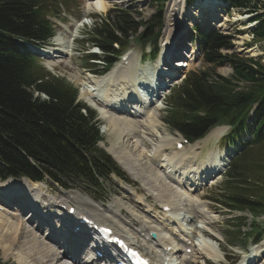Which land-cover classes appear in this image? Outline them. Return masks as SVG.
<instances>
[{
	"label": "trees",
	"instance_id": "1",
	"mask_svg": "<svg viewBox=\"0 0 264 264\" xmlns=\"http://www.w3.org/2000/svg\"><path fill=\"white\" fill-rule=\"evenodd\" d=\"M70 1L0 0V176L3 178L30 175L41 180L49 175L67 187L76 179L97 183L99 177L107 178L113 171L123 175L112 158L97 147L101 136L95 113L76 103L75 87L66 79L45 72L37 57L27 53L22 43V40L42 42L53 35L55 30L47 16L60 14L59 3L70 9ZM231 1L237 9L264 10V0ZM155 3L157 13L140 34L143 45L151 42L154 48L164 25V0ZM257 18L260 24L256 36L264 39V14ZM142 24L134 19V11L116 6L105 20L97 22L88 40L103 50L111 64L115 55L129 44L130 34ZM224 47H231L228 36L214 33L204 37V61L209 67L194 79H189L196 73L191 72L178 87L170 99L167 118L175 128L189 135L204 133L213 121L239 125L226 137L228 142L247 129L254 130L252 146L235 160L219 195L229 201L233 199L238 207L264 211V157L257 160L253 154L249 155L254 146L264 152V56L253 59L236 53L223 54L220 50ZM225 65L233 68L230 76L217 72V68ZM33 90L47 94L49 99L34 97ZM254 103L256 118L250 126L247 118Z\"/></svg>",
	"mask_w": 264,
	"mask_h": 264
},
{
	"label": "bare ground",
	"instance_id": "2",
	"mask_svg": "<svg viewBox=\"0 0 264 264\" xmlns=\"http://www.w3.org/2000/svg\"><path fill=\"white\" fill-rule=\"evenodd\" d=\"M110 1L111 0H98V11L108 10L111 6ZM198 2V12H192V14L198 15L203 23L206 21V14L203 13L204 9L214 12V14L218 13V3H216L215 1H211L210 4L203 3L201 2V0H198ZM175 3L176 4H174L170 9L171 16L168 23V30L170 32H172L175 23H178L184 15H180L179 10L175 9L176 5L179 4L180 6V4H183V0H176ZM245 18L246 17H244V15L237 14L234 20L245 21ZM224 25V21L219 24V26L221 27ZM178 28H182L181 24H179ZM166 41L171 44L172 37L170 36L168 39L164 40V42ZM53 43L59 46V38L55 37ZM168 45L163 47L160 59L154 64L148 63L144 65V70H147L151 74L155 73L156 75H162L163 69L161 68V63L164 62L167 57L166 52L168 49ZM58 49L62 51L61 48ZM252 51H254V49L250 50V52ZM179 61L180 60H178V62ZM142 65L143 64H141L140 60L137 61L134 58L129 63L128 67H116L109 73L101 77H97L95 78V80H91L88 83V85L91 86L84 88L81 97L86 99V101L91 106L97 108L101 117L108 122V124L104 126V129L107 128V130L111 132V134H113L117 140L116 143H114L115 145L113 147H110L109 145L106 146L107 150L110 153L115 154L116 151H118L117 149H120L118 144L120 142L123 143L125 139L133 140V138L137 137L136 142L140 143L143 147L141 149V147L138 146L139 144L135 145L136 148H140V151H138L140 152V154H138L140 160L138 161H143L141 160V158L146 160L145 163H147L149 167L156 171V175L158 178L163 180V186L161 187V189H159V193L156 194L158 199L163 202H167L168 205L173 209V211L185 210V207H187L192 209V211H187L189 214H191L190 217L200 218L201 216H206L208 218L210 212L209 208L207 205H204L202 203L201 197L194 194V190L204 184V180H206L214 172V169L220 166L221 162L220 160L214 159L213 153H210L200 161H198L197 165L195 166L194 164H192L191 160L187 158L186 152L184 151L185 147L181 151L173 152L171 155H167L165 153L166 147L168 146V144H170V139H166L168 137L165 136L162 132L164 127L162 124L163 122L159 117V105H157L158 103H154V89H157L158 87L162 88L160 85H163L167 81L159 80V78H155L154 81H151L152 87L154 88L152 90L153 94L148 92V89L145 91L144 89L140 91V89L142 88H139V86L137 85L138 79L136 77L139 74V67H141ZM151 74L149 77H151ZM93 82L95 83L94 87H92ZM84 83L87 84L85 81ZM138 93H141V95H139ZM96 98L101 101L100 105L96 104ZM149 100H153L151 105L147 104ZM104 129L100 127L99 130L101 132H105ZM154 135L164 140H160L161 142H158L156 145H154L152 151H147L145 141L147 140L151 144L155 143L156 141L152 138V136ZM196 155L197 154L195 153L194 156ZM115 157L121 166V159L126 160L129 158L130 161L131 158L129 156L124 158L120 157L121 159L118 160L116 155ZM127 169L128 170L126 171L128 173L132 172L133 175L139 176L137 174L138 172L134 173L136 170L133 172V165H130ZM149 170L151 169H148L147 171ZM13 182L14 180H8L4 183L0 182L2 184L1 188L4 190L5 194H16L18 190L27 186L30 187L32 191H34L36 199L40 197V184H31L28 181H24L25 185L22 183H17L16 187L12 189L11 185L14 184ZM150 184H153V182ZM123 188L131 191L139 204L146 202L147 198L138 190H133L134 188L124 184ZM169 191L177 194L179 197L178 200L172 198L171 196H168L167 192ZM61 198L71 205H78L81 211L94 216L96 219H98L97 213L103 212L107 215H105L104 217L101 216L103 217L102 219L105 221H112L114 225H116L115 228L119 233H127L131 236L135 235V232L133 230L136 226L132 225L131 221L121 216V214L119 213L120 205H118L117 202L112 201L113 203H111L110 205L108 204L109 206L107 205L105 208L99 209V207H103V204L98 203L76 191L67 192ZM149 209L151 210L152 208L149 207ZM132 216H134L135 219L138 220L137 222L140 225L139 229L149 227L150 229L157 231L153 227V223L155 224L156 222L144 220V217L140 218L141 216L139 217L135 214H132ZM160 222L162 225L161 229L166 232L165 235L160 234L163 237L160 241H164L165 237L167 236L169 242L172 243L175 247L174 254L181 260V262L182 260H184V262L187 263L197 264L196 259L198 258V256H195L194 243L190 235L187 234L186 231L182 230L180 226L176 225V223H172L170 219L166 218L160 220ZM48 223L50 224V220H48ZM211 236L215 235L211 233ZM23 237L25 238L24 241H20V239ZM26 239H29V241L32 242V245H30V247L33 246L31 250H22L23 245L27 242ZM205 242L208 244L209 241ZM61 246L62 250H60L56 246V241L52 237L49 239L41 238V236H39L38 234V229H35L34 227L24 222L21 215L17 212V209H15L14 212L8 209L5 212L0 211V248L3 249L5 253L4 256L10 257L12 255H15L22 260L23 264H79L78 259H73L69 255V253L64 250L63 247H65V243L63 241ZM188 247L192 248L191 254H188L186 251H184ZM180 249H183V251L181 252ZM204 249L207 250L208 246ZM255 255H259V253L257 252L255 253ZM194 256L196 259H194ZM64 259L65 261H63ZM212 262L219 261H216V258L213 259V261L205 258L202 264H211Z\"/></svg>",
	"mask_w": 264,
	"mask_h": 264
},
{
	"label": "rangeland",
	"instance_id": "3",
	"mask_svg": "<svg viewBox=\"0 0 264 264\" xmlns=\"http://www.w3.org/2000/svg\"><path fill=\"white\" fill-rule=\"evenodd\" d=\"M97 1L98 0H72V2H75L76 4H78L80 6L81 10H82L80 12L79 9L72 7L71 11L74 12V17H83V16L88 15V14H96V13H98V9L96 8L97 7ZM175 1L176 0H168L167 4H170L172 2V5H174V4H176ZM110 4H111V6H110L111 8L116 6V5H120V6H123V7H125V6H133L134 8L137 9V11L142 12V14L144 16H146V17L151 15L152 12L154 10H156V6H157L155 4L154 0H144V1H142V0H111ZM58 7L62 10L63 15H64V13H66L65 12V10H66L65 6L59 4ZM91 7H92V9H91ZM235 12H237V13L234 16ZM235 12L232 11V15H231L232 17L230 19L231 22H236V21H232V18L234 20V17L236 18V15L241 13L240 11H237V10ZM96 15H98V14H96ZM102 15H103V17H105L106 12L102 13ZM224 15L226 16V14H224ZM226 18L229 19V17H226ZM51 20L52 21H57L58 19H57V17L56 18L51 17ZM94 21H95V18L91 19V18L87 17L85 19H82L81 23L87 22L88 24L85 23L84 27H82V29H80V30H78V29L76 31L73 30V29L70 30L71 34L67 33L64 30H61L60 32L62 33L61 35L63 36V40H60V45L59 46H60V48L63 49V51H65V54L61 55L60 58H57V59L54 58V59H51V60L50 59L46 60V66L49 68L50 72L66 76L71 81V83L73 82L74 86H76V87L78 86L79 87V89H80L79 96H80V99H82L83 101L86 100V99L81 98L82 90H83V87H84V81L83 80H85L87 77H89V75L86 73L87 71L89 72V70H88L89 68L86 65L87 64L86 61L80 60V57L84 53L90 52L91 49L90 48L82 49V46H81L79 41L75 40V41L71 42L70 39H71V37L73 39V35L72 34H74L75 37H76V35H79L80 37H82V34H81L82 31L83 30L86 31V30L90 29L91 27H93L95 25ZM70 23H73V22H70ZM186 23L188 24V22H186ZM69 26H71V25H69ZM236 26L237 27H232V28H235V29L239 28L238 34H236V37L234 38V41H233V46H234L233 49L235 51L243 53V55L244 54L247 55L246 52H248V50H247L245 45H247L246 43L250 42L249 45H248L249 50L254 49V51H252L251 55L254 58H256V59L261 57V56H263L264 55V40H262V41L260 40L259 42L256 41V42L253 43V40H252L253 35L251 34V31H250L251 30V25L248 24V21H243V23L241 21H238ZM165 38H166V36L164 34L162 40L165 39ZM162 40H161V42H162ZM72 48H73V50H72ZM147 51H148V48H147ZM127 53H128V51H127ZM248 54H249V57H250V53H248ZM129 55H131L137 61L140 60V58L143 59L142 47L140 46V44L138 42H133L132 48H131V53ZM47 61H49V63ZM140 61H141V64H143V65L146 64V62H144L143 60H140ZM50 62H52L56 66L51 67L52 63H50ZM88 62H89L88 64H91L92 60H89ZM147 62H149V61H147ZM208 67L209 66H206L204 64V62H202V61H200L198 59L197 62L192 63L191 66L188 69L186 68V70H184V72L182 74H179L180 76L172 83V87L171 88H174V87H177V86L181 85L183 83V81L185 80V76L190 71H197L196 73L192 74V78H189V79H194L197 76V73L205 71ZM96 69H98V67H96ZM228 71H229V69L226 66L217 68V72L219 74H221V75H227V74L230 75L231 72L230 71L228 72ZM187 78H188V76H187ZM169 90L170 89L168 88L167 90H165L162 93V98L159 100V104L161 106H163L164 104L167 103ZM38 99H40L42 101L45 100V99H43V97H40V96H38ZM54 100L56 101L58 99L54 98ZM164 116H166V113H165V110L162 109L160 111V116L159 117L164 119ZM100 120L102 121L103 124L104 123H105V125L108 124V122L105 121L104 119H100ZM163 126L165 128V129L163 128V130H162L163 134L171 139V143L168 145L169 149L167 150V153L170 155L173 152H175L174 138L175 137L177 138L179 133L175 132L173 129L169 128L166 125H163ZM100 127H101V125H100ZM104 130H105V132H104L105 141L104 142L107 145H109L110 147H113L115 145L114 143H116V141H117L115 136L113 134H111V132H109L107 130V128L104 129ZM168 133H169L170 137L168 136ZM153 137L154 136H152V138ZM219 137L220 136L216 135L214 137H209L208 139H205V140L200 141L198 143L187 145L186 146L187 153H189V152L191 153L190 147L192 146V148H197V151L199 152L197 158L202 159L205 156H207L208 154L213 153L214 158H216V159L219 158L220 159V158H222L224 156L225 152L224 151L221 152V148H219V145L217 144ZM136 140H137V137L133 138V140L132 139H130V140H126L125 139L123 143L120 142L118 144V146L120 147L121 150L117 149L118 151H116V153H115L116 156H117V159L120 160L121 159L120 157H122V158L127 157V156L131 157L130 161H129V158L126 159V160H122L121 159L120 163L123 162V165H125V167H127V168L130 165H133V172L135 170L136 171L134 173L138 172L137 174L139 176L130 175L131 178L135 181L133 186L134 187L139 186L138 188L142 189L143 192L145 194H147V195H150L153 192H156L158 194L159 193V189H161V187L163 186V182H162L163 180L158 178L157 175H156V171H154V169H152L151 167H149L147 165V163H145L146 160L141 158V160H143V161H138V160H140V158L138 156V154H140V152H138V151H140V148L139 149L136 148L135 145L139 144L138 146L141 147V149L143 147H142V145L140 143H137ZM145 142L147 143L146 146H147L148 150H152V145H150L151 143L149 141H147V140ZM226 151L228 152V150H226ZM232 153H235V151H233ZM135 157H136V159H135ZM227 161L228 160H225L224 162L226 163ZM128 162H130L131 164L128 163ZM132 162H133V164H132ZM140 163H143L144 165L145 164L146 165L144 166L143 164H140ZM142 165L144 166V168H143ZM136 166H137V168H136ZM144 169H145V171H144ZM148 169H151V170L147 171ZM220 176H223V175H220ZM154 177H156V178H154ZM152 182H153V184H150ZM155 182H157V183H155ZM115 183L119 186L120 190L116 191V189H114L112 186L109 185L108 188L110 190V194H109L110 198H109V200L107 202H103L101 200L93 199L88 193L84 192L81 188H75V189H72L73 191L70 190L68 192H75V191L77 192V191H79V193L81 192V193H83L85 195H89L93 200H95L97 202H100V203H102L104 205H107L109 202H111V203L117 202L118 205H120V209H122V211L119 212V213L121 214V216L123 218H125V219H127L129 221H131V219H133L132 214H136L139 217L141 216L140 218L144 217L145 218L144 220H148L146 218V216H151V215L155 216L156 215L155 213H150V214L149 213H145L144 210H147V208L139 205L138 203H136L133 200V197L135 198L134 194L131 193V191L126 190V189L124 190L125 191L124 192L122 190V188L120 187V185L117 182H115ZM135 183H137V184H135ZM211 184H212V182L210 184L203 185V186L199 187L196 190V192H194L195 195H197V196H199L201 198H202V195L204 196L203 200H201V201H202V203L204 205L208 206L209 210H210V206H211V212H209L208 218L206 216L205 217L201 216L199 219L190 217L191 214H189L187 211H192V209L185 207V211L184 210L181 211L182 214H180V210L177 212V215H179V214L180 215H179V218H176V220H177L178 226L183 227L182 230L185 229L189 233L194 234L196 236L195 240H196V243L198 244L200 249H204V248H206L208 246L207 250L210 253L209 255L211 256V254H212V258L213 259L216 258V261H220V260L224 259V258H222V256L224 257V255L221 256V252H222L221 250H223V252H225V253L226 252H228V253L233 252L230 249V246H227L226 240L228 238H226V236H225V233H230L229 231H227L229 226L226 224L227 223L226 220L228 218H230L231 216L226 214V210L220 209V206L218 204H216V203H214V202L209 200L213 196V194L210 191L211 188H212L210 186ZM53 187L54 188H50L47 185H45L44 187H42V192L44 194H46L49 191V189H50V191H52L56 196H63L65 193H67L66 190L60 188L59 186H53ZM135 189H133V190H135ZM126 193H129V194L133 195V197H130V195H128ZM156 193H153L152 195H154ZM174 194L175 193H172L170 191L167 192L168 196H171L172 198L178 200V198H179L178 195L177 194L174 195ZM153 201H155V200H153ZM104 205H103V208L106 207ZM99 209H102V207H99ZM97 214H98L97 218L100 219V220H103L101 218H103L105 215H107V214H104L103 212H98ZM245 214L247 216H249V220L252 219V216L249 213H245ZM186 215H189V216L185 217ZM22 216L25 218V216L23 214H22ZM101 216H103V217H101ZM210 216L213 217V218L210 219L211 218ZM25 220L31 222L27 218H25ZM23 221H24V219H23ZM106 221H108V220H106ZM29 222H26V223H28V225L32 226L33 223L31 222L32 223L31 224ZM108 222H110V221H108ZM132 225L136 226L133 223H132ZM155 225L156 226H153V227L159 232L158 227L161 225V222L160 223H156ZM160 227H162V225ZM204 227H206V229L209 230L215 236H207V235H205L204 232H205L206 229ZM201 230H203V231H201ZM232 232H235V231H232ZM38 234H39V236H41V238L44 235V233H41V232L40 233L38 232ZM236 235L239 238H244L241 232L240 233L238 232ZM24 239L25 238L23 237V238L20 239V241H24ZM221 239H223V240L221 241ZM26 240H27V242H26V244L23 245L22 250L23 249L31 250L32 247H33V246L30 247V245H32V242H30L29 239H26ZM228 240L238 243L239 246H242L244 244L252 245L253 242H254L252 239H250L249 241H246V242L242 243V242H239V239L233 238V236L231 238H229ZM205 241H209L208 244ZM200 244H201V246H200ZM194 247H195V244H194ZM211 252H213V253H211ZM4 255H5V253H4L3 249L0 248V264H23L22 260L19 257H16L15 255H12L10 257H6ZM194 259H196L195 256H194ZM198 260H202V259L200 257H198L197 258V264H199ZM63 261H65V259ZM222 264H224V263H222Z\"/></svg>",
	"mask_w": 264,
	"mask_h": 264
}]
</instances>
